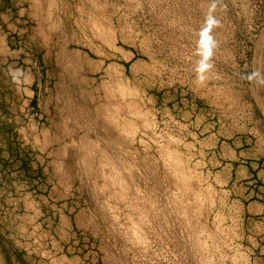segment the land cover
Listing matches in <instances>:
<instances>
[{
    "label": "rangeland",
    "instance_id": "1",
    "mask_svg": "<svg viewBox=\"0 0 264 264\" xmlns=\"http://www.w3.org/2000/svg\"><path fill=\"white\" fill-rule=\"evenodd\" d=\"M0 264H264V0H0Z\"/></svg>",
    "mask_w": 264,
    "mask_h": 264
}]
</instances>
